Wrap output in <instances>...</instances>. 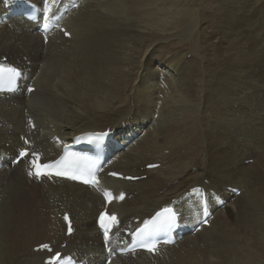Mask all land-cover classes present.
<instances>
[{
  "label": "bare ground",
  "instance_id": "obj_1",
  "mask_svg": "<svg viewBox=\"0 0 264 264\" xmlns=\"http://www.w3.org/2000/svg\"><path fill=\"white\" fill-rule=\"evenodd\" d=\"M218 1L225 4L224 26H216L207 44L223 58L211 56L205 82L188 56L191 47L167 43L178 36L182 45L199 33L200 10L183 0H80L65 20L69 36L43 39L20 17L0 24V58L34 76L36 86L31 96L26 87L0 94V157L7 162L0 170V264H43L48 254L33 248L46 242L84 264H104L96 227L105 207L100 190L62 179L34 181L24 161L11 163L26 138L52 158L61 150L53 137L72 141L86 131L115 132L125 145L100 180L102 189L127 192L110 207L121 225L108 246H118L121 229H135L165 207L190 230L204 219V201L213 213L208 225L176 244H160L159 254L118 255L112 264H264V214L253 205L264 194V0ZM198 143L202 164L175 147ZM236 188L241 195L233 197ZM65 211L76 228L70 237L60 217Z\"/></svg>",
  "mask_w": 264,
  "mask_h": 264
},
{
  "label": "snow or ice",
  "instance_id": "obj_2",
  "mask_svg": "<svg viewBox=\"0 0 264 264\" xmlns=\"http://www.w3.org/2000/svg\"><path fill=\"white\" fill-rule=\"evenodd\" d=\"M5 4L12 3V0H4ZM29 0H25V3H28ZM8 71L11 73H14L16 78L23 79V74L18 68H9ZM26 87V91L32 92L34 89L31 87ZM30 142L25 140V144H29ZM69 155L72 156V159L69 160ZM29 158L30 163V169L27 173L29 177H34L36 179H42L46 177H50L52 175L55 176H65V171H55L54 173L51 171L52 169L56 168L59 165L65 164L67 162L70 165L75 164L78 162L81 157L76 156L75 154H66L64 157H61L59 160L51 161V162H40V154L37 152H30L29 148H24L19 150L18 156L15 160L16 163H19L24 158ZM149 167H157L156 165H149ZM91 179L84 180V183L86 184H98L99 181L96 178L94 174H90ZM112 176H116L117 173H111ZM72 179H79L77 176H73ZM125 179H135V177H125ZM235 191V189H233ZM104 196L106 198L107 203H111L115 197H113V194L111 192H105ZM120 200H123L125 198V195L123 193L119 194L118 197ZM203 214L206 216L208 215L207 211H203ZM165 217L164 219H161V217ZM65 221L68 223V233L71 234L73 232V227L71 224V220L67 215L64 217ZM176 221V213L173 208L171 207H165L161 211L157 212L155 214V217H153L151 220L145 221L144 226L142 228H138L135 232V235H137L141 240H143L145 237H149L154 235L157 232L166 231L169 228L175 226ZM206 222V221H205ZM119 219L116 214H109L107 210L102 211L99 214L98 217V228L102 230L103 237L105 241L109 240V233L112 231V229L119 228ZM41 249L47 250L49 252L52 251L50 245L48 244H41ZM150 251H155V248L149 249ZM111 251V250H109ZM61 260V254L59 252L55 253L53 256H51L47 262V264H60Z\"/></svg>",
  "mask_w": 264,
  "mask_h": 264
},
{
  "label": "rangeland",
  "instance_id": "obj_3",
  "mask_svg": "<svg viewBox=\"0 0 264 264\" xmlns=\"http://www.w3.org/2000/svg\"><path fill=\"white\" fill-rule=\"evenodd\" d=\"M183 1L185 2L186 5H187V3H189L193 6L196 4V6L199 8V10H200V13H199L200 15L198 17V21H199L198 32L199 33L193 35L194 40L192 39L191 41L185 42L182 45L178 44V42L180 40L178 36L171 37L170 40L167 41V43L173 49H176V48L181 46L185 50V49H188L189 47H191V52L188 54V56L191 59L194 57L193 58V67L195 68L196 72L198 71L199 74L203 73V77H204L203 81L205 82V81L209 80V77H210V73H209L208 68H209V63H211V61H210L211 56H218L220 59L223 58L221 50H215L211 54L210 50L208 49L207 38L210 37L215 32V30L219 26L218 24H220V26L223 25V20H222L223 16L221 18V15L223 14V12L225 10V4L222 3L221 1H218V0H183ZM213 17L215 18V20ZM212 21H213L214 25L212 24ZM260 35L264 36V31H261ZM196 36H198V37H196ZM195 37L198 39L197 43H196ZM219 42H217V43H219ZM254 42L255 41H254L252 35H249L248 43L253 44ZM193 43L195 45H193ZM191 56H193V57H191ZM191 62H192V60H191ZM213 64L214 63H212V65ZM260 74L264 76V71H261ZM211 76H212V74H211ZM168 82H169V79H167V83ZM169 84H170V82H169ZM175 147L182 153L183 156H185L187 153H190L193 155H198L199 159L196 158L199 160L198 162L200 164H202L204 162V161H202V160H204V153H202L203 152V146H201L200 143H198L197 146L176 144ZM184 148H186V149L184 150ZM192 150L194 153L192 152ZM196 150H197V152H196ZM247 161L249 162L250 160H247ZM261 182H262L261 188L262 187L264 188V185H263L264 184V178H262ZM261 194H262V198H260L259 201H255V203H253V202L252 203L254 205L255 210L259 211L263 215L264 214V194L263 193H261ZM223 208H226V209L229 208V210H231L233 212V207L230 205H228L227 207L224 206ZM233 229L235 230L234 227H233ZM239 231H240V229H239ZM240 233H242V232L240 231Z\"/></svg>",
  "mask_w": 264,
  "mask_h": 264
}]
</instances>
